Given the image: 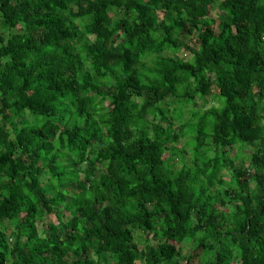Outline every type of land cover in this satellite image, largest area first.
<instances>
[{
	"label": "trees",
	"instance_id": "obj_1",
	"mask_svg": "<svg viewBox=\"0 0 264 264\" xmlns=\"http://www.w3.org/2000/svg\"><path fill=\"white\" fill-rule=\"evenodd\" d=\"M7 221L0 264H264V0H0Z\"/></svg>",
	"mask_w": 264,
	"mask_h": 264
},
{
	"label": "rangeland",
	"instance_id": "obj_2",
	"mask_svg": "<svg viewBox=\"0 0 264 264\" xmlns=\"http://www.w3.org/2000/svg\"><path fill=\"white\" fill-rule=\"evenodd\" d=\"M215 12H216V9L212 11V14L215 15ZM90 39H91V37H90ZM214 103L215 102H213V100H211V98H210L208 106H212ZM199 104L202 107V104H203L202 100H199ZM184 142H185V140L182 141L183 144H184ZM240 164L241 163L238 161L236 165H240ZM0 227L2 229H5V228L11 229L12 228V224L7 221V222H4L3 224H1ZM38 227H39L40 231L44 230V227H43V225L41 223L38 224ZM59 230H60L62 238L65 239L67 237V234H66V231H65L64 227L63 226H59Z\"/></svg>",
	"mask_w": 264,
	"mask_h": 264
}]
</instances>
